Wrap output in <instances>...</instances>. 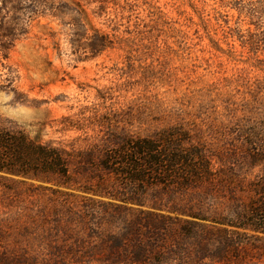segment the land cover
Listing matches in <instances>:
<instances>
[{
    "label": "rangeland",
    "instance_id": "rangeland-1",
    "mask_svg": "<svg viewBox=\"0 0 264 264\" xmlns=\"http://www.w3.org/2000/svg\"><path fill=\"white\" fill-rule=\"evenodd\" d=\"M126 1L0 0V127L70 170L0 172V264H264V234L234 227L264 165L144 193L100 165L119 138L177 124L213 156L264 141V0Z\"/></svg>",
    "mask_w": 264,
    "mask_h": 264
},
{
    "label": "trees",
    "instance_id": "trees-1",
    "mask_svg": "<svg viewBox=\"0 0 264 264\" xmlns=\"http://www.w3.org/2000/svg\"><path fill=\"white\" fill-rule=\"evenodd\" d=\"M75 25L85 27L79 18ZM96 36L107 48L108 35L96 33ZM96 46L92 44L91 49L95 50ZM261 135L264 136V131ZM247 136L251 140L240 148L243 153L236 148L227 154L213 156L199 134L177 124L153 136L119 138L117 146L106 151L100 165L116 179H121L123 185L140 193L157 186L179 191L205 185L226 186L230 178L222 168L230 164L238 167L243 163L251 168L264 165V141L255 134ZM215 160L218 161L216 169ZM0 172L34 178L57 175L68 179L69 156L60 148L30 137L25 131L0 127ZM239 187L249 193V200L243 213L237 215L234 227L264 234V171Z\"/></svg>",
    "mask_w": 264,
    "mask_h": 264
}]
</instances>
